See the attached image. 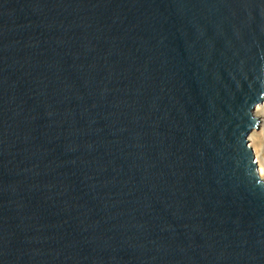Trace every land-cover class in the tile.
<instances>
[{
	"label": "water",
	"instance_id": "1",
	"mask_svg": "<svg viewBox=\"0 0 264 264\" xmlns=\"http://www.w3.org/2000/svg\"><path fill=\"white\" fill-rule=\"evenodd\" d=\"M264 0H0V264H264Z\"/></svg>",
	"mask_w": 264,
	"mask_h": 264
},
{
	"label": "bare ground",
	"instance_id": "2",
	"mask_svg": "<svg viewBox=\"0 0 264 264\" xmlns=\"http://www.w3.org/2000/svg\"><path fill=\"white\" fill-rule=\"evenodd\" d=\"M256 117L259 120V124L257 129H254V134L249 138V144L253 150L255 149L254 153L260 176V174L264 175V108L259 111ZM260 178L262 177L260 176Z\"/></svg>",
	"mask_w": 264,
	"mask_h": 264
},
{
	"label": "rangeland",
	"instance_id": "3",
	"mask_svg": "<svg viewBox=\"0 0 264 264\" xmlns=\"http://www.w3.org/2000/svg\"><path fill=\"white\" fill-rule=\"evenodd\" d=\"M254 150H255V149H254ZM254 150H253V151H254ZM254 155H255V153H254ZM255 159H256V158H255ZM257 164H258V163H257ZM260 176L264 179V175H261V174H260Z\"/></svg>",
	"mask_w": 264,
	"mask_h": 264
}]
</instances>
